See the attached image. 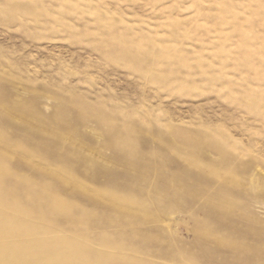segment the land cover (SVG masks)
<instances>
[{
    "label": "rangeland",
    "instance_id": "374dc122",
    "mask_svg": "<svg viewBox=\"0 0 264 264\" xmlns=\"http://www.w3.org/2000/svg\"><path fill=\"white\" fill-rule=\"evenodd\" d=\"M0 264H264V0H0Z\"/></svg>",
    "mask_w": 264,
    "mask_h": 264
}]
</instances>
